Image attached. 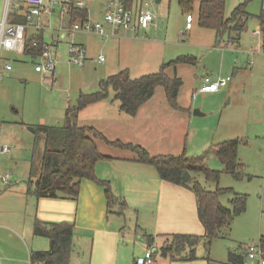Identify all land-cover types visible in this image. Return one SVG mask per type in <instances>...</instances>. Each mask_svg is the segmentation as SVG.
I'll return each instance as SVG.
<instances>
[{"label":"rangeland","instance_id":"rangeland-1","mask_svg":"<svg viewBox=\"0 0 264 264\" xmlns=\"http://www.w3.org/2000/svg\"><path fill=\"white\" fill-rule=\"evenodd\" d=\"M56 1L65 3L62 0ZM158 1L162 0H143L144 3H153L148 10L156 14V27L151 30L153 33L149 35V39L165 42L170 55L175 58L193 56L198 64H180L177 67V75L183 80L177 98L179 109L171 106L162 87L155 90L151 102L145 107L146 111L139 114L137 125L132 129V137L138 141L133 143L145 148L153 156H179L184 150L189 158L206 155L207 167L222 172L220 188L232 189L235 193L248 196L247 210L235 219L230 239L220 241L222 250L237 249L240 245L258 246L260 237L264 236V54L261 49V36L255 35L254 32L260 28L256 16L264 11V0H227L226 17L241 3H246V11L253 17L248 21L239 44L230 43L226 35L217 48H214V32L198 26V7L202 0H193L191 14L195 22L192 34L201 32L193 37L181 35L186 26V16L189 14L183 13L180 0H163L161 4H157ZM103 20L99 23H103ZM57 29L61 32L59 25ZM109 29L107 27L108 32ZM59 32H54L53 37L48 36L44 41L51 47L54 55L63 58V64L59 63L56 68V76L61 79L58 84L44 85L43 77L35 71L40 58L33 61L24 53L2 52L1 64H9L13 71L2 81L3 84L0 82V126L3 129L0 149L8 146L12 152L0 153L1 178L28 176L34 158L35 134L30 131L32 126L22 127L16 125L17 123L37 125L41 119H45L46 125L50 127H63L67 114L71 118L74 117L75 112L68 111L76 108L80 95L98 92L100 83L116 73L120 53L115 39H95L80 32L71 38L66 31L64 36L60 33L62 42H59ZM131 34H127V37H136ZM92 40L93 52L85 66L80 69L68 65L69 45ZM56 43H59L58 49ZM123 46L122 41V51ZM102 57L104 62L99 61ZM145 58L150 59V56L146 55ZM149 61V73H156L159 66L152 60ZM223 66L228 74H221ZM168 73L173 76L174 70L169 69ZM206 75L230 78L229 85L218 94L205 95L206 97L199 94L194 100L195 90L199 89L201 78ZM5 84L7 85L4 86ZM109 97L107 104L112 102V90ZM111 106L109 113L102 115L88 111L78 119V124L81 127H94L99 131H112L113 122H109L108 116L114 115L118 102H115V107ZM195 110H200L203 117L195 116ZM170 112L174 117L170 116ZM19 128L25 129L24 135L19 133ZM233 139L242 141L238 157L242 163V172L251 179L235 180L224 172V165L218 157L208 152L220 141ZM106 148L105 153L100 149L101 152L111 156L119 150L115 147ZM131 154L134 157L133 153ZM193 178L207 191L213 192L217 189V185L207 181L202 173L193 174ZM231 198L230 194L224 195L221 197V203L230 207Z\"/></svg>","mask_w":264,"mask_h":264},{"label":"crops","instance_id":"crops-1","mask_svg":"<svg viewBox=\"0 0 264 264\" xmlns=\"http://www.w3.org/2000/svg\"><path fill=\"white\" fill-rule=\"evenodd\" d=\"M62 1L67 4L74 3L75 8L86 11L87 21L92 23H99L104 19L108 2V0ZM162 2L163 0L158 1L157 4H161ZM77 3H82L83 7L79 8L76 6ZM152 4L144 3L143 0H128L127 7L134 13H139L147 6L149 8ZM70 10L64 11L59 6H51L39 20L41 30L28 27L26 36L28 38H37L39 36L45 41L48 36L53 37L54 32H59L57 29L59 25L61 32H59L58 41L62 42L60 33L63 36L66 35L68 26L71 25L72 27L73 24L80 22L79 20L72 19ZM27 12V0H0V24L4 20L6 13L10 22L11 19H18ZM189 15L192 14L190 13ZM194 22L192 29L187 30L186 26L183 28L181 31L182 36L193 37L201 34L199 31L192 34ZM154 27H156L155 21L148 28L141 29L139 34L135 35L136 37H127V34L131 33L124 32L121 29H109V32L115 34L110 38L115 39L116 43L118 42V52L120 53L117 59L116 73L112 75L128 70L133 79H138L142 76L155 73H149L150 71L147 69L149 60H152V62L159 66L160 70L163 65L179 58V56L175 58L174 55H170L169 48L165 42L149 39V35L153 33L151 30ZM254 34L260 35L262 39L261 28L255 31ZM83 35H90L95 39L106 40L94 34L84 33ZM71 38H73V35ZM122 41L124 45L123 51L120 49ZM78 43L85 46L87 49L86 61L90 60V54L93 52V40L80 41ZM56 44L58 49L59 43ZM236 44H239V42ZM5 53L15 54V52ZM146 55H149L150 59L145 58ZM26 56L36 61L30 55ZM57 58L58 64L62 65L63 58L58 55ZM167 58H169L168 61ZM11 72L6 78L10 76ZM134 73L135 75H133ZM225 73L223 66L221 74L225 75ZM233 73L235 75V66ZM134 76L139 77L135 78ZM206 77L210 76H202L199 84L200 87L203 85L204 78ZM211 78L216 80L222 78V75ZM59 80H61L60 77L58 78L55 75L53 85L60 83ZM2 81H0L1 84H3ZM42 81L45 85L46 83L43 79ZM228 85L222 89H226ZM199 89L195 90L196 94H201L204 97L218 94L221 91L220 89L216 93H199ZM151 100L140 108L135 117L122 113L118 103V110H115L114 115L110 114L112 117L108 116L109 122H113V130L100 132L109 141L138 143L132 137V129L137 125L136 122H138L139 114L146 111L145 107H147ZM107 102L108 99L87 107L81 112L79 118L84 116L88 111L101 115L109 113V107L111 105V107H115L116 101L109 102L111 104H107ZM170 116L174 117V114L170 112ZM45 122V119H41L37 125H26L25 122L17 123L16 125L22 127L32 126L34 128L40 125L48 126ZM19 129V133L24 135L25 129ZM219 143L222 142L220 141ZM100 149L103 152L107 150L106 146L101 145ZM116 151L112 156L108 155L112 157V160L99 161L96 164L95 172L99 180L109 182L111 191L118 200L126 202L127 207L124 211L120 205L115 204L111 208L112 212L109 213L105 189L90 180H83L81 182L77 200L37 198L32 192H29V180L32 178L33 180L36 179V175H33L32 164L29 167L28 176L10 177L7 184H4L0 177V264H31L32 253L48 252L50 250L49 240L37 237L34 234V225L37 221L46 224H57L61 222L73 223L75 220L73 223L75 224V247L70 264H133L135 260L143 258L148 252L153 254L156 264H230V251H234L236 254L244 257L245 249L248 245H240L237 249L228 248L222 250L220 241L225 239L214 240L208 248L205 246V239H202L200 245L204 246L205 252L201 258H198L197 246L195 248L196 259L192 261L181 260L179 257L163 256L161 248L174 235L205 236L204 227L198 218L196 196L185 187L163 181L153 166L136 162L131 152L120 149ZM191 176L193 178V175ZM149 237L154 239L151 245ZM262 237L264 236L260 237L259 245L264 252L261 244ZM227 239H230V237ZM131 245H133L132 248ZM191 251V249L187 248L182 256L188 257Z\"/></svg>","mask_w":264,"mask_h":264},{"label":"trees","instance_id":"trees-1","mask_svg":"<svg viewBox=\"0 0 264 264\" xmlns=\"http://www.w3.org/2000/svg\"><path fill=\"white\" fill-rule=\"evenodd\" d=\"M128 0H126L127 5ZM71 17L80 22L87 21V12L73 6L71 3ZM180 7L184 14L193 11V0H180ZM227 0H204L198 7V26L215 34V47H219L222 39L228 35L230 43H238L245 31L248 21L253 17L246 11V3H241L226 17ZM26 15L18 19H11L10 23L27 25ZM260 23L262 35V52L264 53V11L256 16ZM9 21V19H8ZM78 23V22H77ZM27 34V30H26ZM37 43L38 46H34ZM44 41L41 37L28 38L26 36L24 54L37 59L43 54ZM197 59L190 56L179 57L177 60L165 64L159 72L133 79L128 70L113 75L100 83V90L96 93L81 94L77 106L74 108L73 118L66 115L63 127L37 126L35 130L34 158L32 161L33 175L36 179L28 182L29 192L42 199H72L77 200L80 185L83 180H90L105 189L108 203V212L111 213L112 205L118 204L124 211L126 202L118 200L111 191L109 182L99 180L95 167L99 161L112 160V157L103 154L100 145L115 147L133 153L134 160L141 164L153 166L160 178L170 184L185 187L191 190L197 199L198 218L205 230V236L174 235L166 241L161 248L165 257H179L181 260H195V248L205 239L206 248L210 247L216 239L230 237L235 219L247 210L248 196L235 193L232 189L219 187L222 172L211 170L206 165V155L189 158L185 150L179 156L157 155L153 156L145 148L132 143L109 141L94 127H81L78 124L79 115L87 107L102 102L110 97L119 103L122 113L135 117L140 108L153 97L155 90L162 87L174 109L177 106L179 91L183 80L177 75L180 64L197 65ZM174 70L173 76L168 73ZM242 141L233 139L213 145L209 153L215 154L224 165V172L235 180L251 179L242 172V163L239 161L238 151ZM207 152V153H208ZM36 166V169L34 167ZM185 172L191 175L202 173L206 180L214 182L217 189L207 191L194 178L188 183L183 179ZM232 195L229 206L221 203V197ZM121 211V212H123ZM120 212V214H121ZM34 234L50 242L48 252H36L31 255V264H70L74 252L75 224L61 222L46 224L37 221L34 225ZM153 238L149 237L150 245ZM264 248V237L261 238ZM191 249L188 257L182 256L186 249ZM244 257L229 252L230 264H243Z\"/></svg>","mask_w":264,"mask_h":264},{"label":"built area","instance_id":"built-area-1","mask_svg":"<svg viewBox=\"0 0 264 264\" xmlns=\"http://www.w3.org/2000/svg\"><path fill=\"white\" fill-rule=\"evenodd\" d=\"M28 12L26 19L28 24H13L8 21V11L5 14L4 20L0 24V81L4 80L13 70L9 64L1 65L2 52H18L24 53L26 30L28 27L41 30L39 20L51 6H59L64 11L71 8V3L61 4L56 0H27ZM148 5V4H147ZM73 6L75 4L73 3ZM79 8L83 7L82 3H77ZM148 7V6H147ZM143 9L139 13L131 11L126 0H108L103 23H92L90 21L78 22L66 31L69 35H74L77 32L94 34L105 38L113 37L115 34L108 32L107 27L112 29H123L124 32H131L138 35L141 29H146L152 25L156 19V14L148 8ZM193 16H186V29L193 28ZM34 46H38L37 43ZM87 60V49L80 44L71 43L68 48V64L82 69ZM103 62V57L100 58ZM57 56L51 52V47L47 44L43 45V54L40 56V63L35 67V71L43 76L46 84L53 85L56 68ZM230 82V78H218L216 80L211 77L204 78V83L198 90L199 93H216L220 89L225 88ZM197 94L193 95L196 99ZM0 126V136H1ZM1 154H10L11 149L4 146L0 149ZM10 177H2L4 184H7ZM133 264H156V259L153 254L148 252L145 257L135 260ZM243 264H264V252L260 245H249L245 249Z\"/></svg>","mask_w":264,"mask_h":264},{"label":"water","instance_id":"water-1","mask_svg":"<svg viewBox=\"0 0 264 264\" xmlns=\"http://www.w3.org/2000/svg\"><path fill=\"white\" fill-rule=\"evenodd\" d=\"M194 115L195 116H203V114L199 111V110H195L194 112ZM30 131L32 133H35V130L33 128L30 129ZM183 179L188 182V183H191L192 182V176L189 172H185L184 175H183ZM205 252V249H204V246L203 245H199L198 246V249H197V256L198 258H201L202 257V254Z\"/></svg>","mask_w":264,"mask_h":264}]
</instances>
